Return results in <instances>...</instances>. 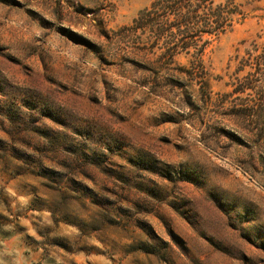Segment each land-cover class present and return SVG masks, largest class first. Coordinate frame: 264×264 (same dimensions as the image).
<instances>
[{
    "label": "rangeland",
    "instance_id": "1",
    "mask_svg": "<svg viewBox=\"0 0 264 264\" xmlns=\"http://www.w3.org/2000/svg\"><path fill=\"white\" fill-rule=\"evenodd\" d=\"M153 1L0 0V264H264V0L203 81Z\"/></svg>",
    "mask_w": 264,
    "mask_h": 264
},
{
    "label": "trees",
    "instance_id": "2",
    "mask_svg": "<svg viewBox=\"0 0 264 264\" xmlns=\"http://www.w3.org/2000/svg\"><path fill=\"white\" fill-rule=\"evenodd\" d=\"M257 1L225 0L214 5V0H154L149 9L138 14L131 26L120 32L123 38H129L140 31L141 35L136 39L144 50L148 46L156 56L153 62H172L179 54L189 56L192 67L186 75L191 80L203 81L206 72L202 56L206 48L236 24L245 21L246 8Z\"/></svg>",
    "mask_w": 264,
    "mask_h": 264
}]
</instances>
